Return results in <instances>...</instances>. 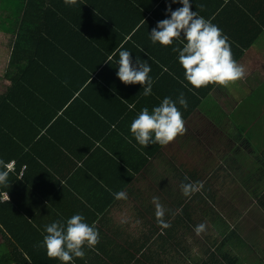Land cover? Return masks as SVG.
<instances>
[{
	"label": "crops",
	"instance_id": "1",
	"mask_svg": "<svg viewBox=\"0 0 264 264\" xmlns=\"http://www.w3.org/2000/svg\"><path fill=\"white\" fill-rule=\"evenodd\" d=\"M142 2L147 15L143 25L148 24L144 29L148 36L159 21L168 18L166 12L169 4L173 10L182 7L172 4L171 0H140L139 4ZM190 2L192 11L210 19L228 40L255 39L238 63L246 65L248 71H255L256 66L264 67V0ZM255 5L263 9L262 18L257 20ZM8 6L11 10L17 8V0H0V46L5 49L14 45L23 21V18L18 20L20 14L15 11L12 14ZM143 45V51H150L143 58L151 66L153 85L150 96H144L142 85H125L116 75L118 68H111L100 75L96 91L85 96L86 101L78 103L64 123L50 133L44 132L43 138L28 145L33 155L32 165L30 168L24 166L27 176L20 175L22 184L16 189L19 203L25 204L20 207L22 211L30 214L36 211L39 217L41 212L43 217H40V222L43 226L57 220L66 221L78 213L99 230V243L92 249L85 248V257L75 259V264H178L179 258H174L173 253L168 254L176 248L178 236L172 234L162 239V242L168 240L170 244L164 254L145 239L148 235L147 222L152 220V216L145 218L144 215L149 210L152 215L156 212L153 197L159 198L166 215L175 210L178 214L181 186L193 183V175L194 178L198 175L205 182L212 177V162L219 164L221 148L229 144L239 147L246 141L237 122L234 124L235 134L228 132L226 125L220 127L217 122L220 120L224 123L227 114L238 111L245 102V99L237 102L229 92L230 86H240V80L228 86L217 85L203 100L196 91H207L210 85L190 90L192 86L184 78L178 53L172 50L173 47H182V44L154 45L148 37L143 40ZM6 51L8 53L9 50ZM26 62L14 66L11 72H20ZM6 71L3 76L0 74L1 79H4ZM1 83L0 94H3L9 82L4 79ZM180 93L188 102L186 110L177 103L185 121V131L167 146L149 145L164 148L143 171V146L138 145L132 137L131 122L143 108L151 111L165 97L176 101ZM257 94L256 89L250 92L248 98H252V103L256 102ZM142 96L143 103L140 102ZM197 97L201 98L199 105ZM130 104L134 107L130 108ZM195 152V160H192L193 157L188 159ZM154 164L157 167L166 166V172L163 170L165 175L154 174ZM151 173L154 174L153 188H140L139 183L148 179ZM171 178L180 184L176 191L160 186L170 184ZM119 191L127 193L126 200L114 198L112 194ZM10 200L13 197L9 194L6 201ZM144 243H147V247H153L152 255L143 257V253H139ZM262 260L258 258L252 264H262ZM189 264L193 263L189 260Z\"/></svg>",
	"mask_w": 264,
	"mask_h": 264
},
{
	"label": "trees",
	"instance_id": "2",
	"mask_svg": "<svg viewBox=\"0 0 264 264\" xmlns=\"http://www.w3.org/2000/svg\"><path fill=\"white\" fill-rule=\"evenodd\" d=\"M139 1L17 0V8L12 9L22 15L23 21L14 45L9 49L0 46V74L3 76L7 70L4 79L9 82L6 91L0 94V166L7 169L11 162L15 163L13 172L7 169V184L0 185V231L5 239L0 244V264H60L39 246L44 234L41 212L39 217L36 211L31 214L22 211L20 207L25 204L17 199L16 189L22 184L19 177L23 167L32 165L33 155L28 145L43 138L44 132L50 133L64 123L75 106L96 91L100 75L118 68L119 49L130 51L134 62L137 57L143 61L150 52L143 51V40L149 36L144 30L148 24L143 25L147 15L143 11V2L139 4ZM254 9L255 20L262 18L263 9L258 5ZM253 40H228L237 62ZM25 61L27 64L20 72H11L10 69ZM4 79L0 78L1 85ZM216 86L211 84L207 91L200 93L197 90L196 93L204 100ZM201 98L197 97L198 105ZM247 101L253 102L252 98ZM140 102L143 103V96ZM239 130L242 132V128ZM229 146L222 147L218 153L219 164L212 162V177L203 182L198 175L192 176L193 183L199 182L197 190L190 197L180 195L179 213L175 210L162 217L170 227L165 228L159 223L150 210L144 215L145 218L152 216L147 222L145 238L149 245L151 243L164 254L170 245L168 240L162 242L167 235L179 238L185 233H195L196 225L204 223L207 228L215 223V236L206 237L199 246L202 256H193L194 251L186 250L184 244L181 248V243L168 254L173 253L174 258L187 257L193 264H243L248 259L232 249L235 245L237 248H242L240 245L249 247L232 224H219L231 217L243 221L251 238L255 234L252 240L257 245L250 246L252 257L264 251V245H261L264 241L261 230L264 226V165L258 168L246 161L240 165L242 154L239 155V151L244 154L243 148ZM163 148L143 147V171ZM260 156L264 161V152ZM252 166L255 170L251 172ZM241 170H244V177ZM255 175L257 180L249 186ZM4 192H8L13 200L3 202ZM238 192L241 195L237 201ZM258 208L260 215L255 213ZM147 243L138 250L143 257L151 254L153 248L147 247ZM261 263L264 264V260Z\"/></svg>",
	"mask_w": 264,
	"mask_h": 264
},
{
	"label": "clouds",
	"instance_id": "3",
	"mask_svg": "<svg viewBox=\"0 0 264 264\" xmlns=\"http://www.w3.org/2000/svg\"><path fill=\"white\" fill-rule=\"evenodd\" d=\"M172 4L182 7L173 10L171 4L167 7L168 18L159 21L149 34L151 42L161 46L173 45L174 42L182 47H173L178 53V62L184 70V78L192 86L190 90L207 87L211 84L228 86L242 80L246 76L245 68L234 58L228 37L210 19H205L197 11H192L190 0H171ZM119 59L116 61L118 79L125 85H142L144 96L152 94L153 81L150 76L151 66L138 57L134 62L131 52L126 49L118 50ZM177 103L185 110L187 99L180 93L176 101L165 97L151 111L145 107L132 120L130 133L138 145L147 148L151 145L167 146L185 131V121ZM130 108L134 107L129 105ZM9 172L0 166V185H6ZM188 179L187 177L185 178ZM197 183H185L181 191L185 197H190L197 190ZM199 186L202 187V184ZM116 200H126L127 193L119 191L112 194ZM157 221L165 228L163 205L158 197H153ZM206 230L201 223L194 227L197 235ZM43 239L40 247L49 258H54L60 264H75V259H83L85 248L92 249L99 243L100 233L95 225L86 222L81 214H74L66 221H54L44 226Z\"/></svg>",
	"mask_w": 264,
	"mask_h": 264
},
{
	"label": "rangeland",
	"instance_id": "4",
	"mask_svg": "<svg viewBox=\"0 0 264 264\" xmlns=\"http://www.w3.org/2000/svg\"><path fill=\"white\" fill-rule=\"evenodd\" d=\"M9 8L11 10V7ZM13 12L14 10H11L12 14ZM21 18H22V15L20 18H17V19L19 20ZM251 55H253V53ZM242 66L246 70V76L244 79L240 80L241 84L239 87L238 86L233 87L234 85L230 86L229 92L236 98L237 102H240L243 99H245V102L241 104L242 107L238 111L227 114V119L226 121H224V123L221 122L220 120H218L217 122L220 125V127H223L224 125H226L227 131L233 134L236 133V130L234 129V124L236 122L239 124L240 128H242L243 138L246 140L242 142L239 146V148H243L244 150V154L241 151H239V155L242 154L240 158V161H241L240 165H242V163L246 161L247 163L250 162V164H253L255 167L257 166L259 168V165H264V161L260 156V154L264 152V139H262V136L264 135V102H263L264 85L263 87H259L260 85L264 83V67L256 66L255 71H248L247 70L248 67L246 65H242ZM17 72L18 71H13L12 73L15 74ZM1 88H2V85H0V89ZM254 89H256V93H259V94L255 96L256 102L250 103L247 100L249 99L248 97L250 96V92ZM226 96H227V100L232 104L231 99H228V95ZM244 109L246 110V112L244 111ZM234 147L236 146L234 145ZM248 150H249V153H248ZM196 154L197 152L193 153L191 157H189L188 159H191ZM192 160L194 161L195 157H193ZM154 170L156 171L154 174H157V175L164 174L165 175L166 166L157 167L156 164H154ZM163 170L165 171L164 173H163ZM254 170L255 169L253 166L252 168L249 169V171L251 172ZM242 171L244 170H241L240 172ZM152 173L149 174L148 179L146 178L145 181H142L139 183L140 188H143L145 190L153 188L154 183L152 182V179L154 178V174ZM235 174H238V171H235ZM244 175H245L244 172H242L241 176L244 177ZM256 180H257V175H255L252 182L249 183V186ZM169 181H170V184L166 183L160 186H163L164 188H172V189L174 188L175 191L178 190V188L180 187V184H178V182L172 178ZM240 195L241 194L238 192V195L236 197L237 201L240 198ZM227 209H229V207H227ZM259 211L261 210L260 209L258 211L255 210V213L257 215H260ZM134 220L136 221L135 217H134ZM214 224L215 223L208 225L206 228L207 230H205L200 235H197L196 233H190V234L185 233L183 234V236L177 239L176 243H181V248H182V244H184V248L186 250H190V251L193 250L194 251V254H192L193 256L195 257L202 256L203 255L202 248L199 246H202L201 244H203V241H205L206 237H210L211 235L215 236L216 231H214L213 229ZM219 224L220 226L221 225L224 226V224L225 225L232 224V227L237 228V233L242 237V240L249 247V248H246V246L240 245L242 248H237V245H235L232 249V252L239 254V255H244L243 257H246L248 259V260H244L243 264H252V261L258 260V258L264 259V251L257 252L258 256L255 257L253 255L252 257V254H251L252 250L250 249V246L253 247L257 245V243L252 240L255 234L253 233L252 238L247 234L246 232L247 226H244V223L241 219L236 220V218L231 219V217H228L222 220ZM263 229H264V226H263ZM263 229H261L262 232L264 231ZM136 235H139V234H136ZM218 238L221 239L220 235L218 236ZM3 241H4V238L0 231V243H2ZM262 244L264 245V241L261 243V245ZM177 262L178 264H189V260L187 259V257L186 259H184L183 257L179 258Z\"/></svg>",
	"mask_w": 264,
	"mask_h": 264
},
{
	"label": "built area",
	"instance_id": "5",
	"mask_svg": "<svg viewBox=\"0 0 264 264\" xmlns=\"http://www.w3.org/2000/svg\"><path fill=\"white\" fill-rule=\"evenodd\" d=\"M8 169H9V170H14V169H15V163H14V162L10 163V164L8 165ZM25 171H26V167L23 168V170H22V172H21V176H24ZM8 199H9V194H8L7 192H4V193H3V196H2V200H3V201H6V200H8Z\"/></svg>",
	"mask_w": 264,
	"mask_h": 264
},
{
	"label": "bare ground",
	"instance_id": "6",
	"mask_svg": "<svg viewBox=\"0 0 264 264\" xmlns=\"http://www.w3.org/2000/svg\"><path fill=\"white\" fill-rule=\"evenodd\" d=\"M28 228V227H27Z\"/></svg>",
	"mask_w": 264,
	"mask_h": 264
}]
</instances>
